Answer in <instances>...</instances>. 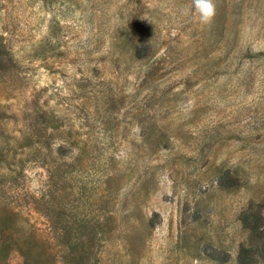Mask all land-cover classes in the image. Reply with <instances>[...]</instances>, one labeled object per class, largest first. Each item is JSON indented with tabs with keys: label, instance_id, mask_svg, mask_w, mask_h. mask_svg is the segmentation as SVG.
<instances>
[{
	"label": "rangeland",
	"instance_id": "obj_1",
	"mask_svg": "<svg viewBox=\"0 0 264 264\" xmlns=\"http://www.w3.org/2000/svg\"><path fill=\"white\" fill-rule=\"evenodd\" d=\"M215 3L0 0V264H236L264 0Z\"/></svg>",
	"mask_w": 264,
	"mask_h": 264
},
{
	"label": "trees",
	"instance_id": "obj_2",
	"mask_svg": "<svg viewBox=\"0 0 264 264\" xmlns=\"http://www.w3.org/2000/svg\"><path fill=\"white\" fill-rule=\"evenodd\" d=\"M261 205H252L244 211L241 221L248 231L251 243L241 245L236 264H264V213ZM216 259L224 261L223 252L217 251Z\"/></svg>",
	"mask_w": 264,
	"mask_h": 264
},
{
	"label": "clouds",
	"instance_id": "obj_3",
	"mask_svg": "<svg viewBox=\"0 0 264 264\" xmlns=\"http://www.w3.org/2000/svg\"><path fill=\"white\" fill-rule=\"evenodd\" d=\"M194 11L202 25H211L217 14L215 0H192Z\"/></svg>",
	"mask_w": 264,
	"mask_h": 264
}]
</instances>
